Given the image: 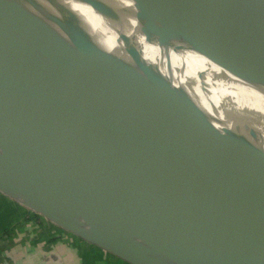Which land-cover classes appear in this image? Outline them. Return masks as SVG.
<instances>
[{
  "label": "water",
  "instance_id": "water-1",
  "mask_svg": "<svg viewBox=\"0 0 264 264\" xmlns=\"http://www.w3.org/2000/svg\"><path fill=\"white\" fill-rule=\"evenodd\" d=\"M188 25L264 61V0H0V192L133 264L84 223L143 239L133 249L156 264H264V170L250 178L190 159L163 167L141 154L106 103L137 123L153 116L95 71L87 46L104 33L158 29L151 36L169 50L214 61L222 48ZM72 105L99 139L80 129Z\"/></svg>",
  "mask_w": 264,
  "mask_h": 264
},
{
  "label": "bare ground",
  "instance_id": "bare-ground-1",
  "mask_svg": "<svg viewBox=\"0 0 264 264\" xmlns=\"http://www.w3.org/2000/svg\"><path fill=\"white\" fill-rule=\"evenodd\" d=\"M181 28L221 47L215 60L185 59L189 55L167 48V38L151 36L158 29L104 33L88 41V48L97 55L95 71L125 86L153 118L137 123L106 104L133 146L159 165L190 159L254 178L264 170V61L217 34L190 25ZM68 112L82 131L99 139L82 108L72 105ZM213 130L226 140L218 134L211 140ZM181 140L184 143L178 144ZM244 163L251 167L245 169ZM84 226L127 248L139 263L156 264L147 249H133L144 247L143 239L95 221Z\"/></svg>",
  "mask_w": 264,
  "mask_h": 264
},
{
  "label": "crops",
  "instance_id": "crops-1",
  "mask_svg": "<svg viewBox=\"0 0 264 264\" xmlns=\"http://www.w3.org/2000/svg\"><path fill=\"white\" fill-rule=\"evenodd\" d=\"M0 192V264H133Z\"/></svg>",
  "mask_w": 264,
  "mask_h": 264
},
{
  "label": "rangeland",
  "instance_id": "rangeland-1",
  "mask_svg": "<svg viewBox=\"0 0 264 264\" xmlns=\"http://www.w3.org/2000/svg\"><path fill=\"white\" fill-rule=\"evenodd\" d=\"M216 137H217V134H216V133H212L210 139L213 140V138L216 139ZM36 214H37V213H36ZM37 215H39V216L41 217V219L43 220V222H44L45 224H48V225H50L51 227L53 226V227H55V228H60V229H62V230H65V232H67V229H64L63 227H60V225L53 223L52 221H50V220L47 219L46 217H43V216L40 215V214H37ZM40 217H36V218L38 219V218H40Z\"/></svg>",
  "mask_w": 264,
  "mask_h": 264
}]
</instances>
